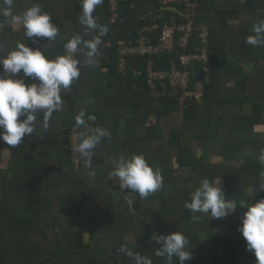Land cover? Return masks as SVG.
Wrapping results in <instances>:
<instances>
[{"label":"trees","instance_id":"1","mask_svg":"<svg viewBox=\"0 0 264 264\" xmlns=\"http://www.w3.org/2000/svg\"><path fill=\"white\" fill-rule=\"evenodd\" d=\"M33 3H38L59 29L55 39L27 38L21 21L14 27L13 22L19 21L17 17ZM166 6H176L184 12L183 6L177 3L163 5L160 0H122L118 17L111 22L108 0L96 8L93 15L97 23L107 25L109 29L102 37L97 65H84L79 54L76 58L81 60V74L89 67L90 70L92 67L105 68L103 79L97 82L75 79L67 90L62 89V107L48 118L47 128L43 126L44 113L37 112L34 132L25 136L18 146H9V165L0 168V264H119L116 257L122 254L119 251L121 245L149 256L153 264H167L164 257L155 255L158 245L149 237L152 233L174 231L184 233L189 239L187 249L191 250V260L187 264H256V257L247 250L238 226L246 211L240 205L247 206L264 198V190L260 187L264 184V177L260 176L264 165L258 159L264 148V131L255 130V126L264 121V46L246 43V37L254 34V23L264 19V0H200L193 17L192 36L186 47L177 45V35L171 53L164 51L153 57V65L158 69L173 65L182 68L179 55L199 52L203 46L202 27L207 28L206 46L212 74L204 83L200 101L188 100L183 109L168 93L169 86L164 95L151 93L147 83V55L130 56L125 73L118 69V40L136 42L145 26L157 24L160 27L165 23L185 21V16L164 9ZM11 11L12 17L0 15V57L7 56L17 43H26L40 48L47 58L55 59L65 54L64 44L74 35L90 40L96 34L86 31L79 22L81 0H14ZM245 12L251 13V19L242 17ZM230 19L239 21L230 22ZM66 20L73 22L72 29L65 28ZM159 27L144 34L156 42ZM186 67L191 82L202 79L200 62L192 59ZM2 71L0 66V75H3ZM27 82L31 83L26 79ZM248 82L254 83L251 91L246 90ZM156 86L162 89L158 83ZM86 99L93 102L88 105L84 103ZM82 108L96 115L94 127L98 125L110 131L111 137L103 138L101 143L105 147V157L112 164L121 156L130 158L133 154H140L162 174L161 189L143 199L130 189L121 190L119 185H109L114 190L135 194L131 210L128 207L133 241L127 239L128 235L125 238L124 231L116 230L119 225L114 213L116 203L107 190V194H103L107 196L106 207L102 205L99 212L107 221L101 224L102 227L93 223L86 227L81 224L85 219L97 218L95 212L85 208L91 197L101 198L104 190L91 187L92 181L101 183L97 178L100 173L96 162L91 161L97 179L80 175L68 181L71 165L64 166L65 160H61V156L66 155L70 161L69 134L76 124L74 117ZM127 108H133V116H126ZM57 117L61 120L58 125L53 122ZM172 117L178 120L164 140L166 124L174 123ZM121 118L124 119L122 129ZM77 127L79 134L83 128ZM2 142L0 140V148ZM100 145L95 149H101ZM245 145H251L250 154L243 152ZM77 155L78 165H82L83 160L79 153ZM171 158L178 165L172 170L167 164ZM54 160L61 162L57 170L52 164ZM62 167L68 168L63 170ZM185 171L187 174H183ZM54 172L62 177L56 181L57 185L66 188L59 194L60 212L54 211L55 205H48L51 199L42 191V188L49 187L43 183L44 174ZM105 176L110 183L109 173L106 172ZM217 177L223 180L226 198L238 204L235 212L223 219H214L187 209L185 203L190 201L191 193L200 181L204 178L214 181ZM11 182L14 187L10 188ZM20 194H24L21 199ZM65 208L71 209L70 216L63 211ZM82 210H85L83 215L80 214ZM197 216L200 219H196ZM59 225L64 229L60 236L55 232ZM43 226L51 230L52 240ZM94 228L110 230L116 235L104 251L98 247L101 239L94 237ZM224 229L226 234L221 232ZM204 231L208 233V239L202 237ZM217 231L220 234L216 235ZM86 233L90 235L88 242L84 240ZM38 238H45L49 245L52 244V250H44ZM125 259L128 264H134L127 255ZM172 264H179L175 256Z\"/></svg>","mask_w":264,"mask_h":264},{"label":"clouds","instance_id":"2","mask_svg":"<svg viewBox=\"0 0 264 264\" xmlns=\"http://www.w3.org/2000/svg\"><path fill=\"white\" fill-rule=\"evenodd\" d=\"M103 2L104 0H81L82 15L79 22L85 26L86 31L96 34L90 40L74 35L64 44V55L49 59L40 48L17 43L7 56L0 57L3 70V75H0V140L10 147L18 146L25 136L34 132L37 112L44 113L43 126L47 128L48 118L54 111L61 109V90H67L73 80L80 76L81 60L76 58V54L82 57L84 65L97 64L102 37L109 29L107 25L98 24L93 13ZM13 3L14 0H0V15L12 17ZM17 19L21 21L27 38L46 37L53 40L58 35L59 29L51 22V16L42 12L38 3L26 8ZM252 31L254 34L246 37V43L264 46V19L254 23ZM26 79L31 83H26ZM74 119L77 126H82L83 131L78 134L79 142L73 144V151L79 153L84 166L90 169L87 174L94 177L95 171L91 170L94 149L103 138H110L111 133L104 127H94L96 115L87 113L83 108ZM258 159L264 165V148ZM113 164L109 178H118L121 190L130 189L142 199L157 192L163 185L160 170H154L143 155L133 154L130 158L121 156ZM260 176L264 177V171L260 172ZM260 187L264 190V184ZM127 203L131 210V198H128ZM237 205L235 201L226 198L219 180L210 181L207 178L200 181L199 186L191 193L190 201L185 203V207L191 212L209 215L214 219H223L234 213ZM240 206L245 207L246 211L240 217L238 230L246 241L247 250L256 257V264H264V198L250 205ZM195 218L200 219L198 216ZM149 239L158 245L155 255L164 257L167 264H172L174 256L178 258L179 264H187L191 260V250L187 249L189 239L184 233H152ZM119 251L132 258L134 264H153L149 256L133 252L126 245H121Z\"/></svg>","mask_w":264,"mask_h":264},{"label":"built area","instance_id":"3","mask_svg":"<svg viewBox=\"0 0 264 264\" xmlns=\"http://www.w3.org/2000/svg\"><path fill=\"white\" fill-rule=\"evenodd\" d=\"M122 0H108V9L110 11L109 19L111 22L115 21L118 17V6ZM163 5L172 3L181 4L185 14V21L182 23H165L162 26L152 24L145 26L141 29V35L136 42L118 40L117 51L119 55L118 69L125 73L127 67V59L135 54L147 55V83L151 88V93L155 96L165 94L166 87L169 86L168 93L176 98L177 105L180 109L185 107L188 100L200 101L203 95L204 83L209 81L212 69L209 64L207 41V28L202 27L200 34L203 46L199 52L196 53H182L179 55V61L182 66L176 67L175 65L166 69H158L153 65V57L158 53L166 51L171 53L174 50V39L178 35L177 45L180 48H185L188 40L193 32V17L196 8L200 4V0H160ZM159 27V33L156 42H152L144 33L151 30H156ZM1 31V30H0ZM195 59L202 65V79L193 80L191 82L190 71L187 65L190 60ZM159 84L162 89L157 88ZM70 140V153L73 156V144L78 143V127L75 124L69 134ZM78 153H76L77 155Z\"/></svg>","mask_w":264,"mask_h":264},{"label":"rangeland","instance_id":"4","mask_svg":"<svg viewBox=\"0 0 264 264\" xmlns=\"http://www.w3.org/2000/svg\"><path fill=\"white\" fill-rule=\"evenodd\" d=\"M254 17V16H253ZM245 19H251V17H245ZM19 22H13V25L14 27H17L19 24ZM97 65V64H96ZM56 112V111H55ZM175 116H178V118H180L178 112H175ZM173 118V117H172ZM174 120V123H167L166 124V127L167 129L164 130V140L166 139V137L168 136V131L170 128H172L174 126V124L177 122V117L173 118ZM53 122L56 123V125L60 124L61 120L57 117L56 119L53 120ZM100 148L101 149H94V155L92 157V160L94 162L97 163V166L99 167L98 168V172L100 173L99 177V181L101 183H96V181H92V185L91 186L92 188H102L104 189L103 192H102V195H101V198H90L88 200V204L86 205L87 207L85 208V210L87 208H90L89 210H91L93 213L95 212L97 214V218L92 220V221H86L87 219H85V221H83L81 224L84 225L85 227L86 226H89L91 223H93L94 225L96 226H103L101 224H103L105 221H107L105 219V215L102 214V213H99L101 212V206L106 204L105 201H107V196L104 197V195H106L107 193L105 192L106 190L108 191L109 194L112 195V199L114 200V202L116 203V207L114 208V213L118 216L117 219H119V225L116 226V230H121V231H124V233L127 236V239L128 240H131L133 241L134 239V236L132 234V229L131 227L129 226V223L130 220H129V211H128V207H129V204L127 203V200L128 198H131V200L134 202L135 200V194L133 193H130V192H123V191H118V190H114V188L110 187L109 185H115V186H118L120 184L119 182V179L116 178V177H112L111 180H110V183H107V180H105L106 176H105V173L106 172H110L111 169H113V164H112V161H110V159L108 157H105V147L103 146V143L100 142ZM174 155V153L172 154V156ZM57 156V155H55ZM54 156V158H56ZM70 161L69 159L66 158V155H63L61 156V160H65L63 165L66 166L67 163H69L71 165V168L68 170V172L70 173L69 175V179L68 181H70L71 179H74V178H78L80 175L81 177H87L89 176L87 173L90 171V169L86 168L84 166V162L82 163V165H78V155H76V152L73 151V156L72 154L70 153ZM9 158H11V151H10V147L9 145H7L5 142H2V145H1V148H0V168L1 169H5L8 165H9ZM60 159V156L57 157ZM52 164L55 165V168L59 166V164H61L60 160L57 161V160H54L52 161ZM168 166L170 165L171 166V170L172 168L175 169L178 165H177V162L175 161V159L171 158V160H169L167 162ZM235 164V163H234ZM68 167H62L63 170L67 169ZM170 168V167H169ZM57 170V168L55 169ZM91 170H95V167H94V164L91 162ZM103 170L105 171V173L103 172ZM188 171V170H187ZM187 171L183 172V174H187ZM45 176V179L43 181V183H47L49 184V187L48 189H44L42 188V191H44V193L46 194L45 197L51 199L48 203V205H55L56 208H53L54 211H59L60 212V207L58 206L60 203H59V194L61 193V191H64L66 188L64 186H58L56 181L58 179H61L62 177H60V174H58L57 172H54L52 174H48V173H45L44 174ZM96 178L95 176L94 177H91V179H94ZM96 178V179H97ZM83 179V178H82ZM20 184V183H19ZM220 184H221V181H220ZM8 187H14L13 185V182L10 183V186L8 185ZM19 185H18V189H19ZM40 191H41V188H40ZM19 192V191H18ZM51 194V195H50ZM104 194V195H103ZM24 194H20V199L21 197H23ZM67 205H69L68 203H66ZM133 204V203H132ZM99 207V208H97ZM104 207H106L104 205ZM103 208V207H102ZM84 210V212H85ZM64 212H66L67 216H70L71 214V209L70 208H65L63 209ZM82 213H80L81 215L84 214L83 210L81 211ZM141 215V211L138 212V216ZM47 221L49 219H46ZM78 224V223H76ZM105 225V224H104ZM85 229V228H84ZM43 230L47 232V236L51 237V240L53 239V234L51 232V230H49V227L48 226H43ZM63 230L62 229V225H59V227L55 230L56 233H59L58 236L62 235L63 234ZM115 230V232H116ZM110 232V233H109ZM222 234H226V230H222L221 231ZM220 234V231H217L216 232V235ZM93 235H95L94 237L95 238H100L101 239V243L98 244V247L104 251L106 249V247L108 246V242L111 240V239H114V237H116V235H113L112 231H104L103 230H100V228H94V233ZM202 237L203 238H206L208 239V233L206 231H204L202 234ZM89 234L86 233L84 234V240L88 242L89 240ZM96 236H101V237H96ZM42 237V236H41ZM38 241L39 243L44 247V250L46 249H49V250H52V244L49 245V242H46V239L45 238H41L39 239L38 238ZM112 242V241H110ZM132 245L134 244L133 242L131 243ZM130 245V246H132ZM29 246V245H27ZM131 249V248H129ZM27 250V249H26ZM109 252H111V250L109 249ZM42 255V254H41ZM40 255V256H41ZM38 256V257H40ZM37 257V258H38ZM72 258V257H71ZM118 258V263L119 264H128L127 260L125 259L126 258V255L125 254H121L120 256L116 257ZM79 258L77 257L76 260H78ZM45 264H49L48 262H46Z\"/></svg>","mask_w":264,"mask_h":264},{"label":"crops","instance_id":"5","mask_svg":"<svg viewBox=\"0 0 264 264\" xmlns=\"http://www.w3.org/2000/svg\"><path fill=\"white\" fill-rule=\"evenodd\" d=\"M243 15L244 16H242V17L244 19H245V17H252L251 13H249V12H245V14H243ZM229 21L230 22H238L239 20H237V19H230ZM16 22H19L20 23V20L19 21L16 20ZM64 25H65V28H67V29H72L73 28V22L71 20H66L65 23H64ZM84 70H83L84 72L82 74L80 73V76L79 77L81 79L78 78L80 81H89V82L90 81H95V82H97V81L103 79V76L106 73V69L105 68H98V67H94V69L92 67L91 70H90V67H89V70L88 69H84ZM253 89H254V83L253 82L246 83V90L251 91ZM86 100H85L84 103H86L88 105H90V103L93 102L90 99H86ZM125 113H126V116H133L134 115V110H133V108H127L125 110ZM263 120H264V117H263ZM119 123H120V129H122L123 128V124H124V119L123 118L119 119ZM147 123L150 124V121H148ZM255 130L256 131H264V121L262 123H258L255 126ZM243 152L245 154H250L252 152L251 145H245ZM215 180L221 181V186H222V184H223L222 178L217 177V178H215Z\"/></svg>","mask_w":264,"mask_h":264},{"label":"water","instance_id":"6","mask_svg":"<svg viewBox=\"0 0 264 264\" xmlns=\"http://www.w3.org/2000/svg\"><path fill=\"white\" fill-rule=\"evenodd\" d=\"M164 9L166 10H170V11H174V12H177L183 16H185L184 12H182L180 9H178L176 6H166L164 7Z\"/></svg>","mask_w":264,"mask_h":264}]
</instances>
